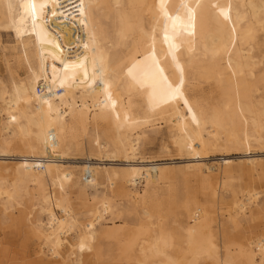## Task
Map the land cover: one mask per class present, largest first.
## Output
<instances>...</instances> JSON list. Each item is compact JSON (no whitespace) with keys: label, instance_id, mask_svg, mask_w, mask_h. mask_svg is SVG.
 I'll list each match as a JSON object with an SVG mask.
<instances>
[{"label":"bare ground","instance_id":"1","mask_svg":"<svg viewBox=\"0 0 264 264\" xmlns=\"http://www.w3.org/2000/svg\"><path fill=\"white\" fill-rule=\"evenodd\" d=\"M0 65L15 264H264V0H0Z\"/></svg>","mask_w":264,"mask_h":264},{"label":"rangeland","instance_id":"2","mask_svg":"<svg viewBox=\"0 0 264 264\" xmlns=\"http://www.w3.org/2000/svg\"><path fill=\"white\" fill-rule=\"evenodd\" d=\"M4 70L3 66L0 65V77H3ZM157 126H159V133L154 136V135H149L148 136V145L145 147L146 149V158H150L153 160H158V164H180V160H177L173 156H166V155H161L159 153V147H160V142L162 139L165 138L166 135V125H164L162 122H160ZM242 154L237 153V152H231L229 153V157L231 160L237 161L241 158ZM78 158V157H77ZM223 157L221 156H215L213 157H208L205 161L206 162H213V161H219ZM78 161V160H77ZM21 227V226H18ZM243 227H246V224L243 225ZM17 228H14V226H9L7 224H1L0 225V242L2 245H0V249L4 248L7 250L6 253H1L0 252V264H15L17 261L13 260L15 257L20 256V250H19V243L20 239L18 236V233L16 232ZM19 230V229H18ZM21 238L23 236L20 233Z\"/></svg>","mask_w":264,"mask_h":264}]
</instances>
